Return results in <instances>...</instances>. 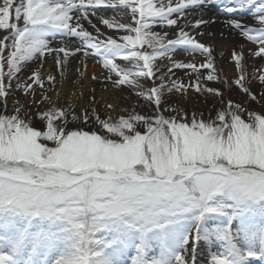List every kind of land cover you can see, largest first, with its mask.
<instances>
[{
	"label": "snow or ice",
	"instance_id": "6c2138e0",
	"mask_svg": "<svg viewBox=\"0 0 264 264\" xmlns=\"http://www.w3.org/2000/svg\"><path fill=\"white\" fill-rule=\"evenodd\" d=\"M213 4L222 5L224 26L258 46L250 54L264 60V15L249 26L232 15L239 10L235 0H0V30H6L0 37V69L6 62L9 79L6 85L0 70V97L9 94L11 80L33 60L39 64L30 79L43 88L39 67L46 53L58 68L67 67L70 54L97 57L106 79L122 92L121 86L139 89L138 78L154 75L151 62L158 55L172 61L183 48L206 62L172 61L169 71L191 70L199 80L204 68L210 70L206 79L215 81L214 49L196 39L205 26L218 23L215 17L203 18ZM107 11L112 18L104 15ZM94 15L126 34L119 41L105 34ZM122 16L133 22H122ZM155 26L172 33L157 32ZM57 33L67 38V50L49 39ZM145 44L151 53L139 50ZM232 58L242 73L235 83L256 101L244 83L243 53L233 52ZM118 59L138 71L121 67ZM258 79L264 85V74ZM185 87L178 79L171 85L161 79L151 90L137 91L155 104L154 115L102 119L95 108L75 115L53 107L37 113L38 130L33 117L23 118L19 108L15 115L0 114V248L12 249V254L0 251V264H39V257L43 264H129L125 256L130 264H188L186 253L201 240L223 246L211 264L264 261V114L248 112L246 122L243 104L228 101L216 121L193 115L189 123L179 112L163 115L165 91ZM259 100L264 102V93ZM80 120L98 123L108 135L68 128ZM210 218L220 223L208 226Z\"/></svg>",
	"mask_w": 264,
	"mask_h": 264
},
{
	"label": "rangeland",
	"instance_id": "374dc122",
	"mask_svg": "<svg viewBox=\"0 0 264 264\" xmlns=\"http://www.w3.org/2000/svg\"><path fill=\"white\" fill-rule=\"evenodd\" d=\"M240 1L242 2V4H240L239 2L236 6L238 9L243 8L244 6L249 4L248 2H244V0ZM262 4L264 5V2ZM104 15H106L108 18H112L110 17V15H113V13L111 11H107L104 13ZM121 20L125 23L133 22L130 16H123ZM10 22L15 21L10 20ZM18 26H22V21L18 22ZM98 27H100L105 34L112 35L117 38L118 41L121 35L126 34L123 32L116 31L114 29H109L103 24H101L100 21L98 22ZM159 28L163 31H168L169 29L168 27ZM5 31L6 30H0V37L5 34ZM49 39L59 46H65L64 43H67V38L61 37L59 33H57L54 38L50 37ZM243 39L245 43L242 42L235 44L234 46L226 50L224 56L220 60V63L214 56V68L218 77V79L215 81H208L206 79V73L210 70L204 68L199 69V73L201 74L199 80H197L198 73L193 72L191 70H184L187 74H183L181 70L176 69H173V71L170 72L169 67L171 66L172 61L184 62L183 60H181L182 57H189V60H187L186 62H189L190 58L199 59L201 62L199 64L197 63L198 66L206 62L204 56L200 54H188L183 48H178L172 54V61H170L167 57L158 55L151 62L155 70L154 75L151 78H138L137 82L141 86L139 89H131L129 85L125 84L121 86L123 88V91L121 92V89L118 87H114L111 84V81L109 83L104 82L105 85H109V88L112 90L113 96H111L110 92L107 91L105 88H98V85L94 84L92 90L88 91L87 96L85 98V103L81 109H77L76 107L71 106V104L65 100H62L57 105L52 106L50 104V101L47 100L45 96L47 94L46 91H48V88H50L51 86L49 84V81H45L44 79V86L43 88H41L39 85L35 84L30 79L31 73L33 70H36L39 61H29L27 62V67L22 68L21 72L16 74L17 78H13L11 80V84L8 87L9 94L6 97H0V114L15 115L17 114L16 109L19 108L20 115H22L23 118L28 119L29 117H33L31 123L38 130L40 129L41 124L40 121L36 118L37 113L41 111H47L53 107L70 111L75 115H82L84 107H87L89 112H91L92 109L95 108L96 115H98L102 119H107L108 115L110 114L109 112L111 108L108 107L109 104L115 106L114 113L111 115L116 116L117 119L119 118V115L126 116L129 113H135L140 115H154L156 111L155 104L148 102L141 96H137L136 92L140 91L141 89L146 92L151 90L154 85H159L161 83V79H163L164 83L169 85H171L173 81H176L178 79V82L184 84L186 87L181 88L179 91L175 90V88L171 92L165 91V93L161 97V104L159 108L160 112L163 115L175 116L176 113L179 112L180 117H182L183 119H187L189 123L191 122V118L193 115H195L198 120L202 119L206 122L216 121L218 111L226 108L228 101H231L232 103L243 104L246 111L244 112L242 118L247 122L248 112L264 114V102H261L259 100L260 95L264 93V85H262L258 79L260 74H264V60H259V58L255 57L254 55H251L250 53L253 51V49L257 48L258 46L253 45L251 42L247 41L246 38ZM197 40L201 42V40H199L198 38ZM156 47H159V45H157ZM11 50V48L8 49V51ZM139 50L147 53H151L153 51L152 47H149L148 44H145ZM233 52H242L245 57V59L241 61V63L245 65V72L243 73V75L247 77L244 80V83L249 88L252 94L257 95L258 99L256 101H253L249 95L244 94L240 86L235 83V81L241 77L242 73L241 70L237 68L235 60L232 58ZM61 56H63V54ZM45 57V60L50 61L53 65L56 64L52 58L47 56V53L45 54ZM88 58L94 60L97 65H99V68L101 67V71L108 75L107 70L103 68L102 64L97 62V57L89 56ZM70 60L71 58H69L67 66L70 64ZM45 62L46 61H44V63ZM117 63H119L121 67H124L129 71H138V68H135L133 64L129 63L128 61L118 59ZM43 64L39 67L41 75ZM224 68L230 69L232 80H228L225 77L226 74L224 72ZM0 70L5 73L4 80L5 84L7 85L9 83V79L6 75V62L3 64L2 69ZM66 70L67 67H61L56 69V78L62 79L63 73ZM132 78L133 77H130V79ZM18 84H32V87H17ZM198 88L204 90L199 91L197 90ZM207 89L216 90L220 92L221 95L216 96L213 92L207 91ZM100 92H102L103 95H105L106 97L102 98L101 96H99ZM92 119L95 120L96 116L94 115ZM69 120H72L71 116L69 117ZM68 128L74 130L82 128L85 131L95 130L98 134L108 135L106 131L100 128L98 123L93 124L91 123V121L89 123H84L83 120L72 121L68 124ZM139 130L142 134L144 133V129L142 127ZM45 143H47L49 146H52L51 142ZM206 223L208 226H213L219 224L220 221L216 218H210L207 220ZM193 238H195L194 230L191 233L190 243L192 242ZM200 243L203 244L206 249L211 250V252L209 251V253L205 256V261L202 264H211V257L223 251V246L219 242L214 243L212 245H208L207 243L201 240ZM240 247L246 248L248 247V245L244 244L243 242H240ZM256 247L259 248V245L257 244ZM0 251L5 252L3 250ZM158 251L159 250L156 249L153 254H158ZM191 254L192 252L186 253L188 258V264H190L189 260L191 258ZM123 258L129 260L130 264V258L128 256H125ZM43 261L44 257H39V264H43ZM258 261L259 259H249L247 264H256Z\"/></svg>",
	"mask_w": 264,
	"mask_h": 264
},
{
	"label": "bare ground",
	"instance_id": "6f19581e",
	"mask_svg": "<svg viewBox=\"0 0 264 264\" xmlns=\"http://www.w3.org/2000/svg\"><path fill=\"white\" fill-rule=\"evenodd\" d=\"M238 1L239 0H235L236 6ZM239 2L240 4H242L241 1ZM244 2H251L250 7H243L244 9H240L234 12L232 15L237 19L242 20V22L248 24L249 26L254 27L256 25L254 17L257 15H264V5L262 4L263 2H261V0H244ZM221 8L222 5L214 4L212 5V7L208 6V8L205 9L203 18L207 20L209 18L215 17L218 23L215 25L205 26L203 28L204 34L196 37V39L198 38L199 40H201V42L212 46V48L214 49V56L217 58L219 63L221 62L220 60L224 56L228 48L234 46L235 44L244 42L243 36H236L232 30H229L224 26L223 21H225L227 17L221 13ZM113 15H110V17H113ZM190 18L194 20L196 18H199V16ZM92 20L98 25L99 20L95 15L92 16ZM85 26L88 27L86 22ZM89 30L91 31L92 29L89 27ZM154 30L161 33L165 32L158 26H155ZM167 32L171 34L172 29L169 28ZM209 32L213 33V35H208ZM173 38L175 37L173 36ZM64 44V47L67 50L69 45L67 43ZM54 45L57 44L54 43ZM69 58H71V60L69 61L70 64L67 66V70L63 73L62 79L56 78L55 70L58 69L56 64L53 65L50 61L47 60H45L46 62L43 64L42 76L45 81L48 80L49 76L54 77V79L49 82L51 86L50 88H48V91H46L47 94L45 95L52 106L57 105L62 100H65L68 101L71 106H74L77 109H81L85 103V98L88 91L92 90L94 84H97L98 88H105L110 92L111 96H113V92L109 88V85H105V83L110 82V80L106 79L108 75L101 71V67L99 68V65H97L94 60L88 57L85 58L82 53H76L75 55L70 54ZM181 60L186 62L187 60H189V57H182ZM189 62L199 64L201 61L197 58H190ZM224 72L226 74L225 77L228 80H232L230 69L224 68ZM94 76L98 77V79H93ZM100 93L99 96H101L102 98L106 97L102 92ZM114 107L115 106L113 105V108H111L109 112L110 114L114 113ZM192 241H194V238ZM195 247L196 250L192 252L189 263L202 264L205 261V256L209 253V251L211 252V250L206 249L205 246H203V244H201L200 242L196 244ZM6 253L8 252L6 251Z\"/></svg>",
	"mask_w": 264,
	"mask_h": 264
}]
</instances>
